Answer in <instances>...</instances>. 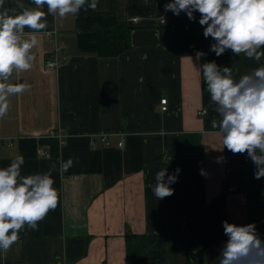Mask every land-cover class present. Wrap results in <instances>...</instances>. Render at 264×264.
Returning <instances> with one entry per match:
<instances>
[{"label": "crops", "instance_id": "obj_1", "mask_svg": "<svg viewBox=\"0 0 264 264\" xmlns=\"http://www.w3.org/2000/svg\"><path fill=\"white\" fill-rule=\"evenodd\" d=\"M169 2L98 0L95 10L85 5L76 15L47 16L32 69L9 81L31 87L9 98L0 119V168L18 155L24 176L55 164L58 205L36 230L20 231L18 242L0 253V264H126L128 232L167 234L168 263L187 264V233H224L225 220L254 223L264 239V177L255 178L247 152L222 148V134L211 123L221 117L198 69L215 61L239 79L264 67V57H217L210 46L200 59L169 50L160 38ZM13 4L5 0V7ZM97 11L113 12L133 27L128 50L117 56L77 52V35ZM48 31H56L57 41ZM57 43L65 60L47 68ZM162 98L168 99L166 111ZM55 130L66 135L63 140L51 135ZM189 135L198 149L191 163L185 156ZM69 158L72 167L61 173ZM166 168L168 175L180 172L170 185L173 195L158 200L155 178Z\"/></svg>", "mask_w": 264, "mask_h": 264}, {"label": "clouds", "instance_id": "obj_2", "mask_svg": "<svg viewBox=\"0 0 264 264\" xmlns=\"http://www.w3.org/2000/svg\"><path fill=\"white\" fill-rule=\"evenodd\" d=\"M30 3L35 7L16 0L14 8H7L5 0H0V119L8 113L9 98L31 87L28 83L9 81L32 69L33 49L39 43L38 35L47 28V16L76 15L85 5L95 10L98 0H30ZM164 10L176 16L183 12L193 21L194 13L198 12L203 35L213 39L210 51L217 57L226 50L256 61L264 57V0H170ZM204 55L198 51L196 58ZM198 69L202 70L206 89L221 117L211 123L222 134V148L233 154L247 152L256 165L255 178L264 177V67L239 79L233 76L232 68L218 66L215 61ZM23 164L24 157L18 155L8 167L0 168V253L6 254L18 242L25 226L36 230L38 223L58 205V191L53 187L51 175L56 165H51L46 173L24 176ZM72 165L69 158L61 162L59 170L66 172ZM179 172L177 169L168 175L166 168L156 174L153 192L158 200L173 195L170 185L176 182ZM223 229L228 239L220 249L217 264H264V239L254 223L237 225L225 220Z\"/></svg>", "mask_w": 264, "mask_h": 264}, {"label": "trees", "instance_id": "obj_3", "mask_svg": "<svg viewBox=\"0 0 264 264\" xmlns=\"http://www.w3.org/2000/svg\"><path fill=\"white\" fill-rule=\"evenodd\" d=\"M25 5L30 0H22ZM16 6L14 0L13 8ZM19 10V9H17ZM196 19L189 20L185 13L179 16L168 11L167 23L160 27L161 42L172 51L182 55L196 54L205 46L214 43L211 37L205 38L204 27L199 24L200 14L194 13ZM133 27L110 11H97L89 14L82 31L77 35L76 48L81 54L97 56H117L128 50L132 45ZM225 54H233L226 50ZM185 141V156L187 163L193 162L196 146ZM195 140V139H194ZM193 140V141H194ZM196 141V140H195ZM197 155V154H196ZM228 238L218 232H188L187 233V264H204L203 254L211 249H221ZM167 234L133 233L126 235V264H169ZM12 264H26L25 261Z\"/></svg>", "mask_w": 264, "mask_h": 264}, {"label": "built area", "instance_id": "obj_4", "mask_svg": "<svg viewBox=\"0 0 264 264\" xmlns=\"http://www.w3.org/2000/svg\"><path fill=\"white\" fill-rule=\"evenodd\" d=\"M160 22H161L162 24H166V23H167L166 18H165V17L160 18ZM47 35H48L49 37H53V38H55V40L57 41V33H56V31H48V32H47ZM65 57H66V53H65L64 48L61 47V46L57 43L56 46H55V48H54L53 53H52L51 56H50V58L46 61V67H47V68H57V67H59V66L64 62ZM167 100H168L167 98H162V99H161V105H162L161 108H162L163 111H166V110L168 109V106H167ZM203 112H205V110H204ZM51 135H53V136H55V137H58L59 139H62V140H63L64 137L66 136V135H65L62 131H60V130L52 131V132H51ZM103 138L105 139L106 136L103 135ZM122 144H123V142L121 141V142H120V145H122ZM41 152L44 153L43 150H41ZM245 157L248 158V159L250 158V157L248 156L247 153H245Z\"/></svg>", "mask_w": 264, "mask_h": 264}, {"label": "rangeland", "instance_id": "obj_5", "mask_svg": "<svg viewBox=\"0 0 264 264\" xmlns=\"http://www.w3.org/2000/svg\"><path fill=\"white\" fill-rule=\"evenodd\" d=\"M220 251H213L211 249L204 253V264H217V257Z\"/></svg>", "mask_w": 264, "mask_h": 264}]
</instances>
